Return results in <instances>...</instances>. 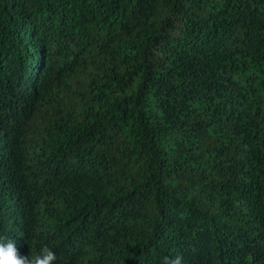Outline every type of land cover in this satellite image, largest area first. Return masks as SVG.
Instances as JSON below:
<instances>
[{"label": "trees", "instance_id": "1", "mask_svg": "<svg viewBox=\"0 0 264 264\" xmlns=\"http://www.w3.org/2000/svg\"><path fill=\"white\" fill-rule=\"evenodd\" d=\"M0 236L264 264V0H0Z\"/></svg>", "mask_w": 264, "mask_h": 264}, {"label": "clouds", "instance_id": "2", "mask_svg": "<svg viewBox=\"0 0 264 264\" xmlns=\"http://www.w3.org/2000/svg\"><path fill=\"white\" fill-rule=\"evenodd\" d=\"M56 255L47 245L33 255L22 256L12 239L0 236V264H55ZM162 264H183L182 256L163 257Z\"/></svg>", "mask_w": 264, "mask_h": 264}]
</instances>
